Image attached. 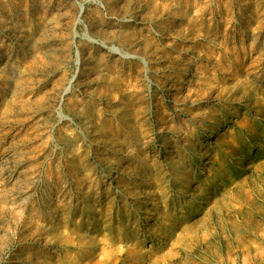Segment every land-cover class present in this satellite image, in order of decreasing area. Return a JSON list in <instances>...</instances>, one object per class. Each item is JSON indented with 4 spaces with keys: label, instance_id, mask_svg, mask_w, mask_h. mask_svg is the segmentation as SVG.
Wrapping results in <instances>:
<instances>
[{
    "label": "rangeland",
    "instance_id": "1",
    "mask_svg": "<svg viewBox=\"0 0 264 264\" xmlns=\"http://www.w3.org/2000/svg\"><path fill=\"white\" fill-rule=\"evenodd\" d=\"M0 264H264V0H0Z\"/></svg>",
    "mask_w": 264,
    "mask_h": 264
},
{
    "label": "bare ground",
    "instance_id": "2",
    "mask_svg": "<svg viewBox=\"0 0 264 264\" xmlns=\"http://www.w3.org/2000/svg\"><path fill=\"white\" fill-rule=\"evenodd\" d=\"M121 53V52H120ZM122 54H128L127 52H122Z\"/></svg>",
    "mask_w": 264,
    "mask_h": 264
}]
</instances>
